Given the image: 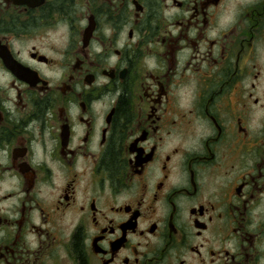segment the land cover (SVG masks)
Instances as JSON below:
<instances>
[{"label": "flooded vegetation", "instance_id": "obj_1", "mask_svg": "<svg viewBox=\"0 0 264 264\" xmlns=\"http://www.w3.org/2000/svg\"><path fill=\"white\" fill-rule=\"evenodd\" d=\"M0 264H264V0H0Z\"/></svg>", "mask_w": 264, "mask_h": 264}]
</instances>
